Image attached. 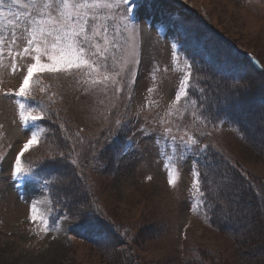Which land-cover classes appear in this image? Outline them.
<instances>
[{
    "label": "rangeland",
    "instance_id": "rangeland-1",
    "mask_svg": "<svg viewBox=\"0 0 264 264\" xmlns=\"http://www.w3.org/2000/svg\"><path fill=\"white\" fill-rule=\"evenodd\" d=\"M133 2L108 61L115 85L37 71L26 98L16 96L34 60L23 25H0V264H264V0ZM21 104L43 118L25 124ZM225 108L239 124L215 113ZM38 128L21 157L32 178L17 181L15 157ZM193 167L236 185L224 201L212 189L215 206L192 187Z\"/></svg>",
    "mask_w": 264,
    "mask_h": 264
},
{
    "label": "snow or ice",
    "instance_id": "snow-or-ice-1",
    "mask_svg": "<svg viewBox=\"0 0 264 264\" xmlns=\"http://www.w3.org/2000/svg\"><path fill=\"white\" fill-rule=\"evenodd\" d=\"M135 7L133 0H43L42 4H38L37 0H28V2H24V0H0V25L4 24L5 21L13 29L16 28L17 24L23 25V32L26 33V46L23 48V52L31 55L34 60L28 66L23 84L15 95L26 96L30 81L37 71H84L89 76L93 74L102 76V79L93 78L91 80L93 84L107 86L111 82L115 85V79L107 75L109 71L108 61L109 59L115 61V50L120 47L116 37L122 30H128L129 24L133 21L132 15ZM20 8L25 9V11H19ZM186 39L198 41L199 37L186 34ZM7 40L6 36L0 35V55H3ZM11 43L16 44L15 32L12 33ZM175 47L176 45L173 44V48ZM9 54H11V49ZM16 55L19 56L20 52H16ZM44 58L47 62H44ZM191 66V64L188 65L189 68ZM13 67L15 69V65ZM112 67H115L114 63ZM191 75L192 73L189 71L184 77L179 91L176 93L175 100L177 103L182 97L186 98L189 95L188 88ZM192 103L196 104L197 102L193 100ZM20 107V115L25 124L35 123L43 118L34 115V109L25 110L24 104H21ZM116 123L119 124V121ZM41 131L42 129L39 128L33 131L31 138L15 157L12 175L17 181L22 182L25 178H32V168H24L21 157L25 151L37 143ZM142 132L147 134V129H143ZM175 139V137L172 138L173 142ZM191 145L195 148V152L200 153L206 151L208 147L205 145L201 149L197 139H192ZM193 164L198 165L199 161L193 160ZM190 172L195 177L192 187L196 193L203 197L201 172L195 167L190 169ZM169 183L176 184V178L171 172L169 173ZM203 203V200L197 199L192 210L195 211ZM38 215L37 204L32 203L31 220L35 222ZM39 219L47 227V221L44 217L39 216Z\"/></svg>",
    "mask_w": 264,
    "mask_h": 264
},
{
    "label": "trees",
    "instance_id": "trees-1",
    "mask_svg": "<svg viewBox=\"0 0 264 264\" xmlns=\"http://www.w3.org/2000/svg\"><path fill=\"white\" fill-rule=\"evenodd\" d=\"M248 61H249V63L252 65V61H251V59L248 57ZM258 72H261V73H263L264 74V72L263 71H258ZM34 78H35V75L33 76V78H32V80L30 81V84H29V86H28V90H29V87H30V85H31V83L33 82V80H34ZM27 90V91H28ZM215 113H217L220 117H224V116H228L229 118H231V120H232V122H233V125H235L234 123H235V121L239 124V119L237 118L236 120L233 118L234 116H233V113H231V112H229V111H227L226 110V108L225 109H218V110H215ZM246 135H247V133H246ZM246 138L249 140V138H251V137H248V136H246ZM253 138V137H252ZM253 141L254 142H257V139L256 138H253ZM253 142V143H254ZM227 168V167H226ZM197 170H199L200 172H201V177H200V180H201V178H203V181H201V190L205 193V190H206V193H207V195H206V199H207V202L209 203V202H211V204H213V205H217V203H215V202H217V201H215L214 200V198L212 197V189H218V191H219V194L217 195V199H218V197H220L221 196V199L220 200H222L223 199V201L225 200L224 199V197L222 196V193H226V191H228L229 190V188H231V186L233 185V187L236 185L235 183H229L228 182V180H226L225 182H223V181H221L222 179H219L220 181H221V184L220 183H218V184H211V182H210V180H209V178H208V171H207V169L205 170V171H203V168L201 169V168H199V167H197ZM204 172H206V175H204ZM204 176V177H203ZM57 179V178H56ZM61 180H58V181H56L57 183L58 182H60ZM219 181V182H220ZM236 183H243V178H239V179H237V181H236ZM251 183V182H250ZM252 184V183H251ZM246 187L247 188H254L255 187V185L253 186V185H250L249 184V181H248V184L246 185ZM226 190V191H225ZM254 191H256L255 193L257 194L256 196H258L259 197V195H260V193L259 192H257L258 190H257V187L254 189ZM261 196V195H260ZM225 198H227V197H225ZM211 199V200H210ZM210 200V201H209ZM226 200H228V198L226 199ZM215 201V202H214ZM227 204H228V202H227ZM67 206H70L71 207V205H67ZM71 211V213L73 212L72 211V209L70 210ZM214 213H216V207L214 208V212H213V214ZM215 218L217 217V215H213ZM222 224L224 225V227L227 229V230H229V231H232V229H231V227H229V225L228 224H226V222L223 220L222 221Z\"/></svg>",
    "mask_w": 264,
    "mask_h": 264
}]
</instances>
